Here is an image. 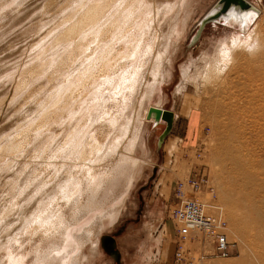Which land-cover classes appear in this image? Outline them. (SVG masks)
Segmentation results:
<instances>
[{"label": "rangeland", "instance_id": "374dc122", "mask_svg": "<svg viewBox=\"0 0 264 264\" xmlns=\"http://www.w3.org/2000/svg\"><path fill=\"white\" fill-rule=\"evenodd\" d=\"M90 1L94 0H0V264H56L59 239L19 230L13 206L22 200L20 190L27 191L43 181L37 174L51 175V179L55 176L53 167L49 169L45 163L48 161L44 154L46 133L63 138L67 133L65 124L71 116L65 109L51 114L52 118H44V111L54 92L66 85L68 74L76 76L85 70L91 48L85 53L82 49L78 51L73 44L78 41L76 35L64 36L63 31L84 13L83 2ZM147 1L153 5L154 21L145 42L154 47V52L135 62L131 57L125 61L120 52L126 48L118 44L120 62L114 67L118 73L101 65L103 71L97 72L103 76L110 73L112 78L132 65H145L135 90L114 96L110 90L112 86L105 84L102 88V95L105 93L107 99L99 110L109 109L118 114L124 108V112L116 123L117 128L112 127L108 115V121L98 117L89 127L91 137L102 144L110 141L116 144L113 148L104 147V159L96 164L99 166H96L94 178L99 177L96 180L102 188L99 199H102L104 188L116 178L121 161L126 164L130 139L139 134L143 136L145 147L137 146L133 154L144 162L141 168L130 172L133 176L131 186L124 179L117 189L110 191L106 200L110 205L124 198L117 203L118 217L103 231H98L99 225L94 222L92 230L100 236L99 249L93 253L91 244H85L75 255L77 258L83 256L75 264H264V10L246 30L242 29L246 34L249 30L257 32L260 49L255 53L237 51L227 69L207 73L218 45L239 31V24L207 25L192 45L200 29L199 21L217 0H193L180 12L181 20L187 17L188 24L184 31H174V35L171 32L175 25L171 19L174 12H164L167 4L177 0ZM250 1L264 5V0ZM121 64L127 67L121 69ZM186 68L188 73L184 76ZM87 82L82 93L76 94L77 101L73 102L72 109L78 107L80 98L86 96V100L91 101L92 81ZM127 94L125 101L123 97ZM151 106L175 113L173 130L161 146L159 136L166 124L155 125L146 120ZM95 109H91V113ZM52 119L58 121L52 123ZM127 119H131V123L123 132L118 125H124ZM86 120L93 119L88 115ZM39 125L44 128L41 137ZM202 171L210 176L215 196L210 189L195 193L188 188L186 196L207 202L216 200L224 207L232 254L228 258L215 255L210 239L199 234L184 243V259L177 260V226L172 216L178 201L175 188L179 181H186ZM87 182L85 180L84 186L89 187ZM86 187L85 190H89ZM87 191L82 198L84 202L88 200ZM62 211L66 221L72 223L75 219L77 224L81 222L88 228L82 221L90 219L89 213L80 219L69 206ZM5 218L11 221L7 223ZM105 235L116 237L121 253L119 261L103 248ZM74 257L71 255V262Z\"/></svg>", "mask_w": 264, "mask_h": 264}, {"label": "bare ground", "instance_id": "6f19581e", "mask_svg": "<svg viewBox=\"0 0 264 264\" xmlns=\"http://www.w3.org/2000/svg\"><path fill=\"white\" fill-rule=\"evenodd\" d=\"M192 1L193 0H177L176 2L167 4V11L164 12L163 9L164 14L168 12H174V16L171 17L176 25H174V28H172L171 31L173 35L175 32L180 33L184 31L185 25L188 24L187 17H185L186 19L181 20L180 12L184 8L186 9ZM248 1L252 4L251 8L243 10L240 8L232 7L228 11V13H224L222 17L213 19L206 23L203 26V29L200 28L194 36L192 45L199 40L200 34L202 35V32L207 25L217 23L220 25L221 23L222 26H228L226 25L227 23H236L240 26L239 31H237L228 40H224L218 45L216 53L213 55V57H211V61L208 65L209 67L207 66V73L222 72L227 69L231 64L233 58L235 57L237 51L247 50L246 52L255 53L260 49V40L259 38H257V32L249 30L246 34V32L243 31L244 29L246 30V28L250 25V22L254 18L256 19L261 15L260 6L256 2H251L250 0ZM217 2L218 0L204 16H206L207 14H214L220 9V6L216 5ZM83 4H85L84 8L86 9H84V13L78 20H75V22L69 25L63 32L64 36L69 35L70 37L76 35L78 41L75 40L73 44L77 46V50L79 51L80 49H82V52L85 53L88 49L91 48V55L87 56L88 59H86L84 66L85 68L83 67L85 69L84 72L76 76H74L73 74H68L66 78V85L64 84V86L54 92L55 94H53L51 103L45 106L44 111V118H50L51 114H53L54 112H58L59 110H62L63 112L65 111V109L66 111L67 109L68 111H70L69 115L71 116L69 120L67 119L68 121L66 124L63 123L65 124V129L67 130L66 138H64V136L66 135L65 133V135L63 136V138L61 137V139H59V137L54 133H46V137L49 138V140L46 138V146H44L46 148L45 152L47 153L44 154L48 158V161H45V163L46 166L49 167V169H52L53 167L52 170L53 173H55V176L51 179L52 176L48 175L49 173L47 174L48 176H41V173L37 174V178L43 177L41 178L43 179V181H40L41 183L39 185L36 184L32 188L30 186L27 191L25 189L20 190V193L23 192L22 200H20V202H15L13 206L15 211L14 216L18 215V217L16 218L19 230L27 231L30 235H32L33 233H39L44 237L51 236L55 237L56 240L59 239L60 246L57 249L58 251L56 252L54 258L56 260V264L77 263L83 256L77 258V256L75 255H77L79 250L84 248L85 244L87 243L91 244L93 253H95V251H98L100 246V236L97 235L98 233L96 234L92 230L94 222L99 225L98 231H103L106 227L112 225L116 221L119 213V207L117 203L123 202L124 200V198L119 199L115 201V204H113L112 202L113 205H110L106 201L108 195L110 194V191L117 189L119 183H121L124 179H126L127 185L131 186V184L133 183V176H130V172L133 169L141 168L144 162L143 158L134 156L133 154L137 146H140L142 148L145 147L143 136L139 134L136 137L134 136V139H130L127 148L129 153L125 156L126 164H123L124 160L121 161L122 164L119 165V168L117 167L118 169L116 171V178L114 179V181H112V183L110 182L111 184H109V186L104 188L105 191H103V195L101 196L102 199H99V194L102 188L98 184L99 181L97 182L96 180L99 177L94 178V176L96 175H94L96 166H99L96 164L98 163V161L100 162V160L104 156L102 153V149H104V147L105 149L108 147L113 148L116 146V144L114 141H110L109 143L107 142V144H102L98 141V139H96V137H91L92 135H90L89 133V127L93 124V122L96 121L98 117H100V120L108 121L109 119L106 118L108 115V117L110 116V121L113 123L111 124L112 127L117 128L116 123L119 122L122 111L124 112V108H122V111L118 114L114 113L113 111L110 112L109 109H104L102 111L99 110L100 105H103L102 102L107 99L105 93L104 96L102 95V90H104L102 88L105 86V84L112 86L110 87V90L111 92H113L114 96H118L120 93L125 94L126 92L131 91L130 89L135 90L136 85L139 81L140 73L143 71V67L145 65L139 63V65H132L130 69L127 68V70H121L122 72L120 71L121 73L119 72L120 74H118L117 77H115V74L112 78L110 77V73L103 76V74L98 75L97 72L99 70L103 71L100 68L101 66L110 67L109 71H111V68L114 69V67L118 66V62H120V60L118 59V44H124V47L126 48H124L125 50L123 52H120V55L125 58V61L131 57L130 60L135 62L136 59L143 56L146 57L147 54L151 53L152 51L154 52V47L149 42H145V36L147 35L146 33L151 28L154 21L152 19L153 16H151V14L153 13L152 10L154 11V9H152L153 5L149 4V1L147 0H94L87 3L83 2ZM159 13L160 12H158V14ZM201 20L199 21V27L201 26ZM181 24L182 27L180 26ZM167 37L170 38L169 35ZM171 37L173 36L171 35ZM81 56H83V54ZM126 65L122 66L121 64V69L126 68L128 66ZM186 72L187 68L183 71L184 76H186ZM114 73L118 72H116L115 70ZM206 76H208V74H206ZM203 78H205V76ZM88 80L89 82L92 81L91 101H87L86 96L84 98H80V100L78 98V107L76 109H72L73 102L77 101L76 94L78 92H81L83 88L86 87ZM112 98L115 101H120V103H123L122 100L118 98H115L113 96ZM123 98L126 101V98L128 99V94L124 95ZM62 101L64 102V104L61 105ZM89 103L92 106L91 109L94 110V107H96L95 111L93 112H97V115H94L93 112L91 113V109L88 105ZM148 111L149 110H147L146 112L147 114ZM104 113H106V116ZM88 115H90L91 119L93 120H86ZM146 120L154 122L153 118L148 119L147 116ZM56 121H58V119H52V123ZM100 122L102 123V121ZM163 122L165 121L161 119L159 124ZM130 123L131 119H127L124 122V125L121 123L118 126L121 127L120 130L122 131L126 128L128 130V126L130 125ZM42 125L38 126L40 137V132L42 131V129H44ZM60 125L62 127V123H60ZM106 128L108 129L107 126ZM122 135H120V138ZM118 141L116 140V142ZM89 151L92 152L91 156L87 155ZM40 152L38 153V156L40 155ZM111 152L113 151L111 150ZM38 164H40V162ZM101 174L103 173L101 172ZM38 175L40 176L38 177ZM103 178H106V176L104 177V174ZM54 179L55 181L53 183ZM100 179H102L101 176ZM85 180H88L89 187L84 186ZM50 183L53 185L47 187ZM84 187L89 188L90 191L88 189V191L85 190ZM85 191L89 192V195L87 197L88 200L86 202L82 201V198H84V194L85 196L87 195ZM66 206H69L72 210H74L75 215H78L80 219L86 213H89L88 216L90 215V219L82 221L88 225V228H86L85 225L81 222H78L77 224L75 219H73L72 223L66 221L65 218L63 219L64 215L62 210ZM7 215L8 214H6L5 217ZM5 220L8 221L7 223L11 221L10 218H5ZM13 220L14 218L12 219V221ZM70 224H72L73 227L70 226ZM94 237L96 238L94 239ZM71 255L73 257L75 256L73 258V262L70 261ZM82 255L85 254L82 252ZM18 260H20V258ZM21 263L22 262H20V264Z\"/></svg>", "mask_w": 264, "mask_h": 264}, {"label": "built area", "instance_id": "2783aa9c", "mask_svg": "<svg viewBox=\"0 0 264 264\" xmlns=\"http://www.w3.org/2000/svg\"><path fill=\"white\" fill-rule=\"evenodd\" d=\"M257 4L262 12L264 5L262 3ZM186 188L195 193L210 189L213 196H215L210 176L203 171L195 173L186 181L178 182L175 188L178 201L172 210L178 236L176 259H184L186 252L184 243L188 239H195L199 234H204L210 239L215 255L225 258L230 257L232 242L229 238L230 228L224 207L216 200L207 202L196 197H188L185 193Z\"/></svg>", "mask_w": 264, "mask_h": 264}, {"label": "water", "instance_id": "95a60500", "mask_svg": "<svg viewBox=\"0 0 264 264\" xmlns=\"http://www.w3.org/2000/svg\"><path fill=\"white\" fill-rule=\"evenodd\" d=\"M216 5L220 6V9L214 14H210V15L207 14L202 18L201 26H200L201 29H203V26L209 21L222 17L224 13H228V11L232 7L240 8L243 10L252 7V4L248 0H218ZM147 118L148 119L153 118L154 119L153 123L155 125L159 124L161 119H163L166 122L165 129L159 136V146H161L164 143L166 137L173 130L175 113L170 109H163L160 107L151 106L149 108ZM102 246L115 257L116 261L120 260L119 257L121 256V253L117 249V240L115 236L113 235L103 236Z\"/></svg>", "mask_w": 264, "mask_h": 264}]
</instances>
